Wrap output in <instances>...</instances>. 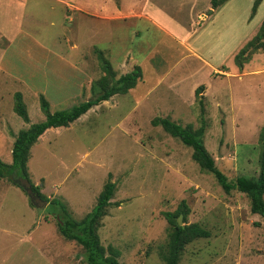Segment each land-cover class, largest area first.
Returning a JSON list of instances; mask_svg holds the SVG:
<instances>
[{
    "label": "rangeland",
    "instance_id": "374dc122",
    "mask_svg": "<svg viewBox=\"0 0 264 264\" xmlns=\"http://www.w3.org/2000/svg\"><path fill=\"white\" fill-rule=\"evenodd\" d=\"M153 2L165 13L162 25L174 28L177 23L176 35L182 28L194 31L189 46L212 68L227 67V75L213 74L211 79L196 60L179 61L180 47L145 21H126L127 15L121 14V5L124 12L131 6L149 13ZM178 2L184 6L176 18L168 10ZM85 3H94L95 8L102 4L101 9L112 12L105 16L107 22L97 20L98 12L85 11L82 5L65 6L66 0H0L1 162L10 163L17 132L43 120L39 96L50 113L91 98V82L103 75L94 49L102 52L116 77L129 72L137 63L133 57H140V49L146 52L147 47L157 54L153 63H147L153 76L146 74V79L156 80L174 67L161 78L162 84L149 80L140 86L138 81L134 91L110 97L32 145L28 176L47 203L0 179V264H85L82 249L58 234V213L50 214L53 209L47 204L56 199L68 216L80 220L94 206L108 175L115 189L97 236L103 247L118 251L119 263L163 264L169 232L163 215L183 201L188 214L180 225L196 224L208 237L186 244L178 264H264V218L250 214L243 194L235 190L225 194L213 176L190 159L188 147L151 124L155 118H166L182 127L190 124L193 130L203 125V145L215 168L228 181L256 178L258 133L264 126V74L251 73L259 67L257 56L240 75L232 58L264 20V0L253 13V0H228L217 13H208L210 19L200 29L205 11L197 20L189 0ZM215 32L218 40L213 38ZM171 79L174 93L167 91ZM195 84V88L206 86L199 93L205 95L200 104L195 88L191 91ZM15 92L21 94L27 124L12 111Z\"/></svg>",
    "mask_w": 264,
    "mask_h": 264
},
{
    "label": "trees",
    "instance_id": "16d2710c",
    "mask_svg": "<svg viewBox=\"0 0 264 264\" xmlns=\"http://www.w3.org/2000/svg\"><path fill=\"white\" fill-rule=\"evenodd\" d=\"M226 1L228 0H209L210 8L214 10ZM261 1L253 0L252 13ZM257 52L264 53V20L259 24L254 36L233 56L234 66L238 70L242 69L243 65L248 63L251 56ZM95 53L103 75L91 82L89 89L91 98L68 110L50 113L48 103L42 96H39L38 108L43 115V120L30 124L26 129L19 130L15 134L10 148L9 164L0 160V179H5L26 194L22 189L25 186L29 189V193L40 202L47 203L48 201L38 191L40 187L31 183L26 166L29 149L36 143L38 137L49 128L68 127L90 108L107 101L112 96L126 94L141 79V69L138 66H133L129 72L116 77L109 62L103 58L100 52ZM202 90L203 87L198 86L194 91V97L199 104L201 102L199 93ZM12 111L23 123H28L26 108L19 92L12 95ZM151 124L152 126H160L163 132L188 147L191 150L190 159L201 171L211 174L225 194L231 190L243 194L248 200L250 214L264 218V126L260 128L258 133L260 151L256 178L238 176L233 181H228L224 174L215 168L211 156L204 148L202 141L203 125L193 130L190 124L182 127L166 118H155ZM114 189V183L110 181L108 175L96 197L94 206L80 220H74L68 216L64 205L56 199L50 200L47 204L53 209L48 211L51 212L50 214L58 213V215L55 214L58 234L66 241H73L82 249L85 264H121L118 261V251L110 245L103 247L97 236V229L100 226V221L106 215V209L110 206ZM187 214L188 209L185 203L181 201L174 212L163 215L169 226L165 250L161 255L163 264H178L181 251L186 244L195 239L208 237V232L196 224L185 226L176 224L175 218L178 215H181L183 222Z\"/></svg>",
    "mask_w": 264,
    "mask_h": 264
},
{
    "label": "crops",
    "instance_id": "0c3cea01",
    "mask_svg": "<svg viewBox=\"0 0 264 264\" xmlns=\"http://www.w3.org/2000/svg\"><path fill=\"white\" fill-rule=\"evenodd\" d=\"M85 1L86 0H84V1H82V0H69V1H67L66 0L67 5L65 4V6H73V7L75 6V8H77L78 5H82V9L85 10V11H97L98 12V16H97L98 18H97V20H100V21H105L106 20V19H104V18H106L105 16L106 15L109 16L112 13V12H110V14H109V12L104 11V9H101L102 4L100 5V7L97 5L96 8H95V4L94 3H92L91 6H85L86 5ZM189 1L191 3V10L192 11L195 10V12H196V18H197V20H200L198 18V16L201 14V12L202 11H205V18L200 20V21H202V23L199 24L198 29L201 28V26H202L203 23H205L207 20L210 19V15L211 14H213L214 12L217 13L218 12V9H220L223 6V4H224L223 3L221 6H219L218 8H216L214 11L211 10L212 13L211 14H208L207 11L209 9H207V8L209 7V0H189ZM68 3H70V4H68ZM178 4H180V2H178ZM183 6H184V3L180 4L179 6H176L175 3H174L168 11L170 13L174 14L175 17L177 18V16H180V13L183 11ZM126 7H127L126 8V12H124V10H123V5H121V9H120L122 16H124L125 14L127 15V16H125L126 21H128V19L129 20L130 19L143 20L149 26H151L152 28L158 30L165 37H167L169 42H173L177 47H180L181 48V50H180V57L178 59L179 61L182 60L184 57L192 58V59L196 60L197 64H202L203 67L205 69H207V74H208V76L211 79H214V78H212V75L213 74L216 75V76H218V77H222V76H226L227 75V72H228V68L227 67L222 66L220 68H217L219 71L217 69L212 68L211 62H208L207 60H205V58H203L202 56H200L198 53L195 52V50L193 48H191L189 46V43L193 39V35L195 33L194 31H191L190 32L189 30L182 28V30H183L182 34L181 35H176L175 29L176 30L178 29V24L177 23L176 24H173V27L174 28H172V27L166 28L164 25H162L161 19L165 16V13L162 12V7L161 6L154 7V2H153L152 9L149 8V10L151 11L149 13H147V11L145 10V8L140 9L139 11L136 12L131 6H129V7L126 6ZM227 17L228 16H226L225 18L227 19ZM105 22H107V21H105ZM213 38H214V40H218L219 34L217 32H215L214 35H213ZM140 48H138V49H140ZM110 50H112V48H110ZM140 50H141L140 51V54H139L140 57H137V58H134L133 57V59L137 62V63L134 62L135 63L134 66H138L141 69V78H143V79H140L139 80V82H138L139 85L142 86L141 84H144L146 81H149V80H152V81H154V83H157L156 85L162 84L161 78L164 77V76H167L168 73H169V70L172 69L174 66L172 65L169 69L166 68L167 71H165L163 73L161 72V74L157 75L158 77H157L156 80H154L151 77L148 78V79H146V76H145L146 74L153 76V73L148 68V66H147L148 64L147 63H153L154 56L156 58L157 52L154 51V50H152V49H150V48H148V47H147V51L146 52H144L143 49H140ZM94 51L95 52L102 53L98 49H94ZM126 52H128V51L126 50L124 52L122 58L126 55ZM169 52H170V50H168V48H167V53H169ZM257 53H261V54H257ZM257 53H255V54H253L251 56L250 61H252L257 56L258 57L259 67L255 66L256 67V70L251 71V73H255L257 75H261V74H264V53H262V52H257ZM132 54L133 53H131L130 55H132ZM165 55H166V52H165ZM163 59H164V61L168 62V60H167L166 57H164ZM244 65H243V67H244ZM243 67L240 70H238L237 68L234 67L235 70L238 72V75L245 74V72L243 71ZM216 72L219 73V75H217ZM80 74L83 75L84 73H82V71H81ZM171 82H173L172 79H171L170 83L167 81V83H168L167 86L169 87L167 89V91L170 92V93H174L173 92V88L175 87V85L174 84H171ZM138 83L135 84L136 86H134V88L131 89L132 91L135 90V88L137 87ZM196 85L197 84H195V85H193L191 87V91L194 90V88H195ZM199 86H202L203 87L205 85H199ZM203 89H204V87H203ZM143 91H144V93H146L147 89H146V91L145 90H143ZM205 91H206V89H205ZM139 95H144V94H139ZM204 96L205 95L201 96V98H204ZM57 130H59V128H49V129L45 130L38 137L36 143L39 142V140H41L44 137V135H45L46 132H51V131L57 132Z\"/></svg>",
    "mask_w": 264,
    "mask_h": 264
},
{
    "label": "water",
    "instance_id": "95a60500",
    "mask_svg": "<svg viewBox=\"0 0 264 264\" xmlns=\"http://www.w3.org/2000/svg\"><path fill=\"white\" fill-rule=\"evenodd\" d=\"M211 11V9H209L208 11H207V13H209ZM22 189L24 190V191H27V190H29L28 188H25L24 186L22 187ZM30 199V198H29ZM30 201H31V203H32V200L30 199ZM176 224L178 225V226H182V225H180L181 224V215H178L177 216V218H176Z\"/></svg>",
    "mask_w": 264,
    "mask_h": 264
}]
</instances>
